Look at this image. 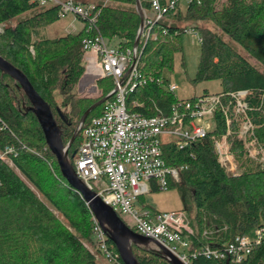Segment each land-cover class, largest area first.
Listing matches in <instances>:
<instances>
[{"label":"trees","instance_id":"16d2710c","mask_svg":"<svg viewBox=\"0 0 264 264\" xmlns=\"http://www.w3.org/2000/svg\"><path fill=\"white\" fill-rule=\"evenodd\" d=\"M81 1L100 9L95 26L88 29L82 20L78 31L47 38L39 30L60 18L57 6L0 0V23H6L0 32V55L20 69L50 105L61 125L63 144L84 111L113 87L111 78H98V96L73 92L85 71L82 39L100 34L108 41L115 39L122 48L131 47L140 25L137 1L148 7L146 0ZM180 2L176 0L175 7L154 24L156 38L139 43L142 72L154 80L129 93L127 99L142 102L144 107L137 109L144 113L155 114L161 107L167 110L176 96L164 87L165 78L161 84L155 79L162 77L163 68H173L174 56L181 50L180 35L194 28L200 36V58L192 81L218 80L221 90L216 93L226 101L234 92L247 91L245 114L254 128L252 134L238 137V121L231 116L228 139L239 162L236 174L219 162L210 135L181 149L174 144L164 147L169 165L188 164L180 172V181L172 185L178 189L192 229L189 251L204 246L223 249L235 236L260 228V241L238 264H264V0H184V8ZM29 105L18 84L0 71V155L4 154L0 156V264H96L97 254L103 253L93 235L92 213L81 193L61 174L36 116L26 110ZM102 105L86 119L99 114ZM215 118L214 133L220 136L227 123L220 111ZM80 144L78 131L68 150L70 162ZM107 245L123 264L109 238ZM132 249L139 264H170L155 246L132 245ZM194 262L236 264L203 255Z\"/></svg>","mask_w":264,"mask_h":264},{"label":"built area","instance_id":"2783aa9c","mask_svg":"<svg viewBox=\"0 0 264 264\" xmlns=\"http://www.w3.org/2000/svg\"><path fill=\"white\" fill-rule=\"evenodd\" d=\"M30 1L39 6H57L59 17L72 14L87 22L88 29L95 26L100 11L95 3L81 0ZM146 1L148 7H141L143 26L137 45L127 48L109 45L100 34L82 39L84 55L90 51L88 62L93 60L99 68L97 79L109 77L113 87L107 93L110 96L102 102L101 112L77 125L81 144L74 155L73 167L86 186L96 191L127 226L151 238L157 249L164 247L169 250L182 264H198L194 262L198 255L219 260L228 258L238 264L250 254L253 244L260 241V228L235 236L223 249L204 246L189 251L188 235L192 229L184 210L155 211L145 208L143 203L137 204L144 192L167 189L179 182L180 172L188 168V164L167 163L164 157L166 145L174 144L181 149L210 135L219 162L229 173L236 174L239 162L230 150L228 139L231 116L238 121V137L252 134L254 128L245 114L248 108L245 90L230 94L227 101L221 93H202L187 98L175 95V101L167 105L166 111L162 107L156 108L155 114L138 110L144 107L142 102H128L129 93L154 80L152 75L142 72L139 43L156 38L154 24L163 20L165 13L173 9L176 2ZM185 32L197 33L192 27L186 28ZM198 39L200 41V36ZM163 79L157 77L155 80L161 84ZM164 87L173 94L177 89L173 83H166ZM146 110L149 111V108ZM217 111L224 115L227 123L226 132L220 136L214 133ZM240 129L242 131L238 133ZM0 156L3 158L4 154ZM92 222L97 247L104 257L113 264H122L117 254L109 249L108 237L93 215Z\"/></svg>","mask_w":264,"mask_h":264},{"label":"water","instance_id":"95a60500","mask_svg":"<svg viewBox=\"0 0 264 264\" xmlns=\"http://www.w3.org/2000/svg\"><path fill=\"white\" fill-rule=\"evenodd\" d=\"M137 10L140 16V25L136 34L134 45H137L138 43L143 26V16L141 6L138 1ZM0 71L8 74L18 84L24 95L29 100L30 105L26 108V110H31L36 116L44 133L46 144L56 157L61 174L74 188H76V190L81 193L82 197L88 204L92 215L116 247L123 264H139L133 253L132 245L150 247L153 240L149 237L136 233L129 226H127L119 215L112 209V207L106 204L96 191L87 187L86 184L77 176L73 164L69 160L68 154L69 147L77 135V127L69 141L66 144H63L61 138V125L55 120L50 105L35 91L23 72L1 55ZM109 96L110 94H106L104 97L91 104L82 114L78 125L82 124L86 120L91 110L104 102ZM56 110L57 112H60L58 107ZM59 114L61 118H63L61 113ZM75 153L76 152H73L71 156L73 157ZM159 250L170 264H182V262L166 248L161 247Z\"/></svg>","mask_w":264,"mask_h":264},{"label":"rangeland","instance_id":"374dc122","mask_svg":"<svg viewBox=\"0 0 264 264\" xmlns=\"http://www.w3.org/2000/svg\"><path fill=\"white\" fill-rule=\"evenodd\" d=\"M180 4L182 8H184V0H181ZM149 15L151 16L152 13L149 12ZM5 24L6 23H0V32L2 31ZM10 24H14V22H10ZM209 26L213 27L212 24H209ZM81 27L82 21L74 15L68 14L65 16H61L55 22L40 28L39 35L47 38H56L69 32H76L81 29ZM198 37V32H183L180 35L181 50L174 56L173 68H163L161 71L162 77L167 80L168 84L173 83L177 86V89L174 91V93L178 98L197 96L204 92L213 94L221 90V85L218 80H204L200 82L192 81L195 76L200 58V41ZM108 43L109 45L113 46L117 45V41L115 39L108 41ZM234 46L237 50H239V52L247 55L243 48L238 44L234 43ZM89 53L90 51H87L84 55L85 71L80 78L82 79L83 77V79L81 82H79L80 79L78 80L77 85L73 88V92L82 95L86 91H88L89 87H95L97 93L88 92L89 94H91V97H95L101 94V91L98 88L96 81L94 80L97 74L92 76L88 72L89 67L87 68V65L89 63ZM181 60L184 61V65L181 64ZM54 95L57 100L56 102H59L61 100L59 91L56 90L54 92ZM210 123L212 124V121H210ZM240 131L242 130L240 129L238 133H240ZM140 203H143L145 208L155 209L158 211L179 210L183 208V202L178 189L173 185L168 187L167 189L150 190L144 192L142 195V199L138 200L137 202L138 205H140ZM152 246L154 245L152 244ZM96 264L113 263L107 261L103 254L98 253Z\"/></svg>","mask_w":264,"mask_h":264},{"label":"crops","instance_id":"0c3cea01","mask_svg":"<svg viewBox=\"0 0 264 264\" xmlns=\"http://www.w3.org/2000/svg\"><path fill=\"white\" fill-rule=\"evenodd\" d=\"M82 26H83V23H82ZM82 28V27H81ZM91 59H92V57H90ZM90 69H89V68ZM87 68H88V72L93 76V75H95V74H97L98 75V73H99V68H98V66L94 63V61L93 60H91V61H89V63H88V65H87ZM97 75L95 76V81H96V79H97ZM83 79V78H82ZM82 79H81V81H82ZM80 81V82H81ZM88 92H91V93H97V90H96V88L95 87H89L88 88V91H86L84 94H82V96H91V94H89ZM95 95V94H94Z\"/></svg>","mask_w":264,"mask_h":264}]
</instances>
